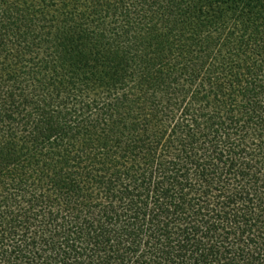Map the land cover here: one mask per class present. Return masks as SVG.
I'll use <instances>...</instances> for the list:
<instances>
[{"label":"trees","instance_id":"trees-1","mask_svg":"<svg viewBox=\"0 0 264 264\" xmlns=\"http://www.w3.org/2000/svg\"><path fill=\"white\" fill-rule=\"evenodd\" d=\"M0 141V264H264V0H0Z\"/></svg>","mask_w":264,"mask_h":264},{"label":"snow or ice","instance_id":"snow-or-ice-1","mask_svg":"<svg viewBox=\"0 0 264 264\" xmlns=\"http://www.w3.org/2000/svg\"><path fill=\"white\" fill-rule=\"evenodd\" d=\"M120 2L124 3L126 0H120ZM133 2H135V0H133ZM73 3L82 4L85 7L95 6L97 8H101L108 4L115 6L117 4V0H73ZM57 7H60V0H57ZM5 152L6 142L0 141V164L10 162V160L6 161ZM193 243H195V241H193ZM161 247H163V245H161Z\"/></svg>","mask_w":264,"mask_h":264}]
</instances>
